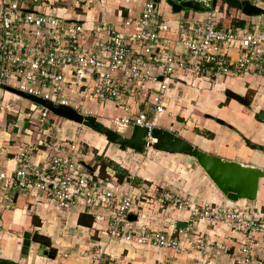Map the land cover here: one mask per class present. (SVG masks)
Masks as SVG:
<instances>
[{
    "label": "built area",
    "instance_id": "built-area-1",
    "mask_svg": "<svg viewBox=\"0 0 264 264\" xmlns=\"http://www.w3.org/2000/svg\"><path fill=\"white\" fill-rule=\"evenodd\" d=\"M219 21L214 10L196 25L179 22L174 29L160 21L158 4L145 0L138 18L124 21L123 31L106 22L87 29L81 22L35 11L27 0H0V91L11 87L57 106H70L100 123L102 117L96 111L76 107L65 96L66 91L82 92L85 98L99 103L115 102L125 114L110 119L109 126L117 132L145 128L147 141L152 143L154 132L160 128L149 112L130 114V97L149 98L150 110L162 114L178 71L195 79L212 80L246 74L264 76V20L259 25L229 29L221 27ZM174 30L177 41L168 36ZM174 42L179 49L172 52ZM33 104L41 110L39 128L44 137L14 156L19 166L12 174L0 170V213L15 206L14 193L44 196L60 209L85 208L95 222H107L112 239L181 251L184 247L174 235L145 227L135 229L129 216L139 203L190 208L195 221H222L241 231L246 244L242 258L234 264H253L254 237H264V212L250 217L237 206H192L170 191L139 188L135 177L123 185L110 169L106 177H99V164L94 172L82 165L81 142L56 136L51 111ZM14 111L0 98V116L6 112L14 117ZM35 154L41 155L38 163L33 160ZM196 248L205 249V245L200 240ZM104 256L103 250L98 251L94 264H104Z\"/></svg>",
    "mask_w": 264,
    "mask_h": 264
},
{
    "label": "crops",
    "instance_id": "crops-1",
    "mask_svg": "<svg viewBox=\"0 0 264 264\" xmlns=\"http://www.w3.org/2000/svg\"><path fill=\"white\" fill-rule=\"evenodd\" d=\"M144 2L145 0H73L67 8L69 17L67 20L81 22L87 29L106 22L114 25L119 31H123L124 21L128 18L137 19L143 10ZM164 2L159 4L158 8L160 21L167 24H169L168 21L176 24L178 20L176 27L179 22L196 25L206 17V13L198 15L195 12L185 11V20L184 15L179 16L178 14L171 15L168 20H163L161 16L163 4L166 6ZM48 6L52 14L64 12L63 7H60V0H50ZM30 7L33 8V4ZM260 8L264 9L262 6ZM58 14L55 15L60 17ZM263 20V15L253 16L249 19L248 25H259ZM176 27L173 28L176 29ZM168 36L174 41L178 39L175 30ZM177 48L179 49L174 42L170 51L175 52ZM241 79L244 85L243 90L246 91L240 96L245 98L247 105L226 95L229 89L224 85L231 86L232 84L237 88L236 85ZM173 80L165 99L164 113H153L150 110L149 98L130 97L128 99L130 114L138 115L140 112H149L151 118L159 123L158 119L166 113L169 116L168 121L157 124L160 130L171 133L172 126L176 127L174 122L179 118L177 117L179 112L183 111L187 116L193 114L195 120L200 119L199 116H204L207 119L205 128L210 130L207 134L201 133L194 127L191 131L180 132V137L207 153L264 168L262 153L257 151L250 153L244 150L247 146L245 139L249 137H252L249 140H254L255 143L264 142V124L255 117L264 108L258 112L255 110L256 112H253L251 116H244L245 108L264 104V99L261 97L264 92V76L246 74L239 77L222 76L212 80L195 79L190 73L178 71ZM231 81L236 82L231 83ZM222 82L225 90L221 86ZM250 82L257 87L252 89ZM235 90L230 91L236 93ZM2 94L3 91H0V98ZM253 94L255 95L254 100L250 102L249 98ZM65 96L73 105L82 110V106L87 107L89 104L88 109L84 110L96 111L102 117L101 123L112 130L108 121L125 114L124 108L117 103H99L93 98H85L84 94L79 91L67 90ZM14 110V121L10 119L12 116L2 112L3 122L0 124V149L6 150V152L0 151V170L9 174H12L19 166L14 156L25 146L36 143L44 137L40 128L26 134L24 130L31 128L32 115L28 111L25 116H19V112H26L20 107H15ZM51 117L50 121L55 126L52 131L56 136L81 142L84 163L95 169L96 165L101 163L98 157L107 163L111 162L112 165L108 167L109 173L117 176V168L120 169L121 174L125 175L123 185L135 177L134 182L139 188L148 186L153 192L155 189L170 191L187 200L192 206H237L250 217H258L264 212V197L260 192L258 199L254 202L248 200L230 202L192 157L157 150L152 152L153 149H145L142 153L115 149L95 131L81 129V125L64 118L61 120L60 117L53 118V115ZM26 119H28L27 123ZM214 120L218 124H214ZM93 142H97L95 147H92ZM33 160L35 163L40 162L41 155L35 154ZM117 180L121 183L119 176ZM13 200L15 206L6 210L2 209L0 213V258L11 259L22 264H94L93 256L99 250L105 253L104 264H234V261L242 258L241 251L246 244V238L241 231L222 221L210 219L195 221L190 208L182 210L167 204L139 203L131 212V215L137 217L135 221H131L133 228L145 227L162 230L178 238L184 250L174 251L141 245L136 241L112 239L108 234L107 222H95L94 217L81 206L60 209L44 196L34 197L23 192L14 193ZM2 205L0 203V206ZM101 212L105 214L103 209ZM35 219L40 221V226L36 225ZM180 230H184L182 234ZM26 232H32V239L35 233L48 237L51 246L46 248L44 246V252H41L42 245L33 240L30 255L23 256L22 241L23 234ZM200 240L204 243L205 249L196 248ZM254 241L256 245L252 251L253 264H264V237L256 235Z\"/></svg>",
    "mask_w": 264,
    "mask_h": 264
},
{
    "label": "water",
    "instance_id": "water-1",
    "mask_svg": "<svg viewBox=\"0 0 264 264\" xmlns=\"http://www.w3.org/2000/svg\"><path fill=\"white\" fill-rule=\"evenodd\" d=\"M149 1V0H148ZM156 4L167 2L174 12L185 10L187 12L194 11L199 13H208L217 8L219 0H153ZM231 7L239 10L246 16L264 15V9L252 4L247 0H222ZM162 80V79H161ZM5 91L16 94L26 100L37 103L51 111L53 115L67 119L76 124L88 127L106 138L111 143L120 146L123 151L132 150L142 153L146 148L150 147L160 152L170 154H183L194 158L200 167L205 171L208 177L213 181L217 188L226 196L230 202H238L240 200H248L254 202L258 199L261 182L264 180V168L243 164L218 157L216 155L202 151L193 146L184 138L168 131L156 130L153 134V142L147 141L148 132L145 128L135 127L130 136H124L114 131L94 117H83L75 109L70 106L54 105L51 102L24 94L11 87H3ZM226 95L243 105L247 102L243 96H240L230 90L226 91ZM256 119L264 124V110L256 114ZM28 119H26V123ZM222 123V121H221ZM246 145L254 151L264 154V145H260L245 139ZM82 165L89 171L94 169L86 163ZM17 196L15 197V202ZM130 221H135L136 216L130 215ZM32 232L23 234L22 250L23 256H29L33 243ZM41 252H44V246H41ZM46 255V253H45ZM0 264H19L14 260L0 258Z\"/></svg>",
    "mask_w": 264,
    "mask_h": 264
},
{
    "label": "rangeland",
    "instance_id": "rangeland-1",
    "mask_svg": "<svg viewBox=\"0 0 264 264\" xmlns=\"http://www.w3.org/2000/svg\"><path fill=\"white\" fill-rule=\"evenodd\" d=\"M71 1H73V0H60V7H63V11L64 12H60L59 14L58 13H56L55 12V14L57 15H59L61 18H63V19H68L69 17H68V15H67V8H68V6H70V4H71ZM247 1H249V2H251L252 4H254V5H256V6H258V7H264V0H247ZM48 2H50V0H47V1H41V0H27V5L28 6H30V5H32L33 4V8H34V10L35 11H38V12H45V13H51L52 11L51 10H49L50 9V6H48ZM224 2V1H223ZM222 2V0H219L218 1V4H217V8L215 9V10H217L218 12L220 11V13H221V16H226V11H228V14L229 15H231V14H233V12H234V8L232 7H228V4L227 3H223ZM164 3H166V6H164V4H163V11H162V19L163 20H168V18L171 16V15H184V10H182V11H180V12H174L173 11V9H172V7L167 3V2H164ZM220 5V6H219ZM218 7H220V8H218ZM219 9V10H218ZM224 9V11H222ZM212 11H214V10H212ZM190 12H194V11H190ZM195 13H198V15H201L202 13H199V12H195ZM54 14V15H55ZM185 15H186V13H185ZM185 15H184V17H183V19L185 20ZM246 18L249 20V19H251V16H246ZM177 22H178V20L176 21V24H174V23H170V21H168V23L172 26V27H176V25H177ZM220 24H221V19H220ZM238 81V80H237ZM240 82H239V84L238 85H236L237 86V88L236 87H233L232 86V84H231V86H228V84H225L224 86H226V88L227 89H229V90H235V88L237 89V90H235V92L237 93V94H239V95H243V94H245V91L246 90H243V88H244V85H243V81H242V79L241 80H239ZM234 82H236V81H231V83H234ZM251 83V82H250ZM223 84V82L221 83V86L224 88L223 90H225L226 88L222 85ZM251 85V88L252 89H254V88H256L257 87V85H254V84H250ZM14 86H16V84H14ZM218 88H220V87H218ZM221 89V88H220ZM261 90H263L262 88H261ZM250 96V95H249ZM254 97H255V95L253 94L249 99H250V102H251V100H252V102H253V100H254ZM263 99H264V92H263V94H262V96H261ZM1 99L3 100V101H5V102H7V103H9V104H11L14 108L15 107H20L21 109H24L26 112H19L18 114H19V116H25L26 115V113H28V111L31 113V115H32V121H34L35 122V125H31L30 127L31 128H27L26 130H24V132H26V134H29L31 131H33L34 129H36V128H39V127H42L41 126V110L39 109V108H36V107H34V105H33V102L32 101H29V100H26V99H24V98H22V97H20V96H18V95H16V94H13V93H11V92H8V91H3V94H2V96H1ZM73 100H76V99H73ZM88 106H89V104L87 105V107L85 106H82V108H83V110L86 108V109H88ZM253 106V108L251 107V106H249L247 109L245 108V113H244V116H248V115H252L253 114V112H258L260 109H262V108H264V104H256V106H254V105H252ZM259 106V107H258ZM257 107V108H256ZM184 108V107H183ZM256 110V111H255ZM53 114H51L50 115V118H52L51 116H52ZM195 115V114H194ZM2 116V115H1ZM0 116V124L3 122V118ZM217 117H218V115H216ZM222 117H223V115H221ZM56 118V115H53V118ZM177 117H179L178 119H175V122L174 123H176V127L175 126H172L173 128V131H172V133L173 134H176V135H179V133L180 132H182V133H184L185 131H191V130H193V128L195 127L196 129H199L200 131H201V133H203V134H207L210 130H207L206 128H205V125H206V123H207V119L204 117V116H199L200 117V119H198V120H195V119H193V114H191V116H187L186 114H185V112H183V111H181V112H179V114L177 115ZM176 117V118H177ZM22 118V117H21ZM219 118H220V116H219ZM168 119H169V116L165 113V114H163L162 115V117L161 118H159L158 120H159V123L161 122L162 123V121L164 122V121H168ZM61 120H63L62 118H61ZM158 123V122H157ZM158 123V124H159ZM209 123V122H208ZM213 123L214 124H218L215 120L213 121ZM160 125V124H159ZM259 126V125H258ZM11 127V126H10ZM82 128L81 129H85V130H87L88 129V131H93L92 129H90V128H88V127H85V126H81ZM217 129V128H216ZM35 132H38V131H35ZM119 133H121L122 135H124V136H129V134L131 133V130H129V131H126V132H119ZM98 134V133H97ZM99 135V134H98ZM30 137H32L31 135H29ZM100 137H102V138H105V137H103V136H101V135H99ZM180 136V135H179ZM81 137H82V135H81ZM252 137H249V139H251ZM106 139V138H105ZM254 141V140H253ZM189 142V141H188ZM97 142H93L92 144H93V146L92 147H95ZM189 143H191V142H189ZM192 144V143H191ZM260 145H264V142L262 143V142H260L259 143ZM112 145H114V144H112ZM111 145V147H113V148H115V149H119L120 148V146H118V145H114V146H112ZM151 150H152V148H150ZM244 150L245 151H248V152H252V151H254V150H252V149H250V148H248L247 146L244 148ZM154 151V149L152 150V152ZM118 153H120V151H117ZM264 155V154H263ZM97 156V155H96ZM84 161H87L86 159H83ZM136 184V183H135ZM137 185V184H136ZM260 194H261V196L262 197H264V180L261 182V187H260ZM23 198V197H22ZM187 201V200H186ZM100 251V250H99ZM98 252V251H97ZM96 252V253H97ZM96 253L94 254V255H96ZM93 258H94V256H93ZM104 258H105V256H104ZM18 263V262H17ZM19 264H22V263H19ZM25 264V263H24Z\"/></svg>",
    "mask_w": 264,
    "mask_h": 264
},
{
    "label": "trees",
    "instance_id": "trees-1",
    "mask_svg": "<svg viewBox=\"0 0 264 264\" xmlns=\"http://www.w3.org/2000/svg\"><path fill=\"white\" fill-rule=\"evenodd\" d=\"M228 7H231V6L228 5ZM218 8H220V7H218ZM233 10H234V12L231 15H229L228 11H226V13H227L226 16H221L220 11L218 12L219 18L221 19V24H220L221 27H224L227 29L236 28V27H245L246 25H248L250 23V21L246 18V15H244L242 12H240L239 10H237L235 8ZM222 11H224V9ZM10 119L12 121H14L13 116L10 117ZM98 159L101 162V163L99 162L100 163L99 165L101 166L99 177H106V175H108V173H107L108 169H109L108 167H110L112 165V163L111 162H109V163L105 162L101 157H98ZM117 172H118V174L116 173V175L119 176V179L122 183L124 178H125V175H122L120 172V169H118V168H117ZM35 220H36L35 221L36 225L40 226L41 225L40 221L38 219H35ZM33 240H34V242L41 244L42 246H45V248L51 246L50 239L46 236L40 235L39 233L34 234Z\"/></svg>",
    "mask_w": 264,
    "mask_h": 264
},
{
    "label": "flooded vegetation",
    "instance_id": "flooded-vegetation-1",
    "mask_svg": "<svg viewBox=\"0 0 264 264\" xmlns=\"http://www.w3.org/2000/svg\"><path fill=\"white\" fill-rule=\"evenodd\" d=\"M185 11V10H184Z\"/></svg>",
    "mask_w": 264,
    "mask_h": 264
}]
</instances>
